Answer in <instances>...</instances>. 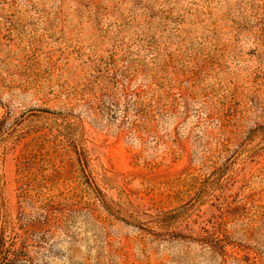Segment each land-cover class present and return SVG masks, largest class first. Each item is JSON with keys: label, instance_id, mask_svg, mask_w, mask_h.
<instances>
[{"label": "rangeland", "instance_id": "rangeland-1", "mask_svg": "<svg viewBox=\"0 0 264 264\" xmlns=\"http://www.w3.org/2000/svg\"><path fill=\"white\" fill-rule=\"evenodd\" d=\"M0 240V264H264V0H0Z\"/></svg>", "mask_w": 264, "mask_h": 264}, {"label": "trees", "instance_id": "trees-1", "mask_svg": "<svg viewBox=\"0 0 264 264\" xmlns=\"http://www.w3.org/2000/svg\"><path fill=\"white\" fill-rule=\"evenodd\" d=\"M96 86L99 90V94L98 96H96L97 100L101 101V103H107L108 109L118 106L119 100L117 98H114L113 95H111L110 93H108V90L105 89L106 87L99 86L98 84H96L95 87ZM128 96H129L128 92L125 91L124 92L125 102H124V108H123L124 111H126L130 105L134 106V105H138L139 103H141L139 100L137 101L130 100ZM2 246H3V242L0 240V249ZM1 260H4V257H2Z\"/></svg>", "mask_w": 264, "mask_h": 264}]
</instances>
